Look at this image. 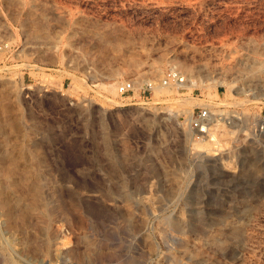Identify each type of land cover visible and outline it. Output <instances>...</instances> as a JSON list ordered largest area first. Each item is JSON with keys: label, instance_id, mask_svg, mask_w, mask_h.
Wrapping results in <instances>:
<instances>
[{"label": "rangeland", "instance_id": "374dc122", "mask_svg": "<svg viewBox=\"0 0 264 264\" xmlns=\"http://www.w3.org/2000/svg\"><path fill=\"white\" fill-rule=\"evenodd\" d=\"M1 43L0 264H264V0H0Z\"/></svg>", "mask_w": 264, "mask_h": 264}, {"label": "built area", "instance_id": "2783aa9c", "mask_svg": "<svg viewBox=\"0 0 264 264\" xmlns=\"http://www.w3.org/2000/svg\"><path fill=\"white\" fill-rule=\"evenodd\" d=\"M7 47V44L0 45V50H3ZM187 79L183 76L179 71L175 69L168 70L163 79L159 81V83H155L154 81H146L140 87V94L143 95L144 100L148 99L149 94L155 90L156 86L162 87H177L180 89L183 88L186 84ZM180 87V88H179ZM135 82L127 81L122 82L118 85V91L121 95H129L130 93H134L135 91ZM221 119L219 116L212 115L208 108L200 109L197 113L194 111L191 118V127L195 130L199 135L206 136L209 131H211L212 127L215 125L214 122H218ZM264 130V125H260L258 127V131L262 132Z\"/></svg>", "mask_w": 264, "mask_h": 264}, {"label": "bare ground", "instance_id": "6f19581e", "mask_svg": "<svg viewBox=\"0 0 264 264\" xmlns=\"http://www.w3.org/2000/svg\"><path fill=\"white\" fill-rule=\"evenodd\" d=\"M154 68H157V67H154ZM186 72L189 71V69H185ZM184 86H188V82H186V84ZM156 90H163L164 87H162L161 85L160 86H156L155 88ZM258 98V97H257ZM260 98V97H259ZM21 115V114H20ZM260 121V120H259ZM264 124V122H262ZM24 125H25V121L23 119V117L19 116L17 113H12L10 112V115H9V119L7 121V124L6 126L10 127L11 129L15 130L16 132L18 133H22L23 132V129H24ZM203 138V137H202ZM204 141L203 142H199L197 143V145H201L202 143H205V139H203ZM237 233V232H236Z\"/></svg>", "mask_w": 264, "mask_h": 264}]
</instances>
